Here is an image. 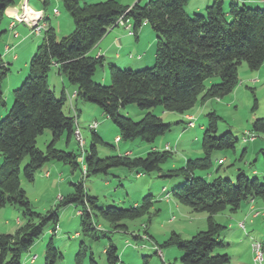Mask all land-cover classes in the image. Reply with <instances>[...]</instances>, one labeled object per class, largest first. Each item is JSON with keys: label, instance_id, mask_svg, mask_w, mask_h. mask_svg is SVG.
<instances>
[{"label": "trees", "instance_id": "trees-1", "mask_svg": "<svg viewBox=\"0 0 264 264\" xmlns=\"http://www.w3.org/2000/svg\"><path fill=\"white\" fill-rule=\"evenodd\" d=\"M18 1L21 0H0V25L6 9ZM62 1L73 18L74 30L59 38L54 26L47 22L42 43L30 60V72L22 85L13 91V105L0 122V154L3 156L0 209L7 204L19 205L26 219L16 234L0 233V264H22L23 255L40 238L47 224L58 221L54 210L44 216L34 211L21 183L22 173L24 178L33 181L36 172L46 163L62 161L76 168L80 166L79 158L85 160V177L108 173L113 167L149 173L160 171L161 164L172 157L169 150L151 149L144 157L125 153L100 158L97 144L103 140L92 127L93 142L86 159L84 150L79 154L57 148L56 142L62 138L67 145L79 144L76 139L78 111L73 107L75 116L67 115L64 112L65 92L57 97L50 88L49 72L53 66H57L59 74L66 76L75 86L77 100L97 104L115 122L120 139L141 138L153 142L171 129V123L164 122L151 111L154 107L187 114L200 99H219L230 94L239 81L238 70L243 62L252 70L264 65V8L259 6L214 0L204 13L192 16L185 9L189 0H149L133 6L122 5L116 0L96 3ZM49 2L44 0L45 5ZM126 11L125 18L132 20L135 31L148 23L156 32L155 65L134 70L110 64V83H97L94 75L98 66L104 65V59L90 55V51ZM2 33L0 30V38ZM8 70L0 56V107L6 104L3 84ZM213 76H218L220 82L207 86L206 81ZM129 104H136L148 112L140 121H134L120 112ZM207 118L201 144L203 156L188 159L183 167L162 173L167 177L183 176L184 182L174 189L173 194L192 209L208 213L207 229L189 239L174 232L163 243L162 246H176L184 252L182 264H229L230 255L217 252L224 246L221 234L226 227L218 223L214 215L225 210L237 212L243 202L264 199V183L242 170L238 171L235 180L217 175L209 182L196 175V171L212 168L218 159L215 158L217 151L234 150L238 141L229 130L218 134L221 117L216 112L208 113ZM46 129L52 131V140L43 151L37 146V138ZM253 129L264 132V118L257 119ZM261 154L264 159V148ZM75 188V192L62 201L81 206L85 233L96 229L92 223L95 210L112 223H119L143 216L153 203V196L149 195L142 203L130 208H103L99 206L98 198L87 194L83 178ZM86 254V247L81 246L76 259L78 264ZM105 254L107 264L120 262L118 247L114 243L105 248ZM58 255L51 240L45 253L47 264H55ZM89 264L99 263L91 257Z\"/></svg>", "mask_w": 264, "mask_h": 264}, {"label": "rangeland", "instance_id": "rangeland-1", "mask_svg": "<svg viewBox=\"0 0 264 264\" xmlns=\"http://www.w3.org/2000/svg\"><path fill=\"white\" fill-rule=\"evenodd\" d=\"M87 1L82 0V2ZM196 1L189 0L186 6L190 7ZM118 2L120 3V1ZM226 2L230 4L231 1L226 0ZM29 3L31 7L46 9L59 38L74 30V27L70 29V25H74L73 18L66 10L62 0H50L47 5L44 4V0H30ZM212 3L213 1L209 5ZM20 4L21 2L17 3V6ZM54 8L59 9L58 15L53 13ZM195 14L199 13L190 15L194 16ZM11 21L13 18L5 15L0 25V30L3 32L0 38V56L3 61L10 64L3 84L6 104L0 107V122L13 105V91L22 85L30 72V68L27 69L24 66L26 59L31 54H35L44 36V33L35 35L30 33L31 29H26L27 32L24 33L29 32L30 37L24 44H19L18 41L22 37L17 39L14 33L23 30L25 25L18 23L17 27L12 29L9 28ZM128 21L133 23L131 19ZM59 23H62V26ZM147 27H149L151 36L152 34L156 35L150 24ZM21 34L23 36V33ZM144 43L150 46L152 39L145 37ZM30 44L33 46L31 52L30 49H27ZM156 45L157 43L154 44V47ZM7 46H10V49H7ZM14 55H18L19 60H14ZM104 70L108 74L106 81L104 80ZM20 76H24L23 80L14 83ZM238 77L239 81L230 94L219 99L208 97L204 100L208 107L203 106V100L200 99L188 111L195 116L193 122L196 126L194 127L188 125V121L184 118L185 114L164 111L161 106L154 107L151 111L161 117L164 122L171 123V129L158 136L153 142H147L141 138L120 139L118 126L104 114L100 106L76 99L80 111L77 112V132L82 136L84 144L82 147L76 142L67 145L65 138H62L56 142L57 148L79 152V154H83L84 150L83 156L86 159L93 142L94 131L91 127L94 122H97L98 126L95 132L103 140L97 144L100 158L123 155L127 151H131L132 157H144L154 147H157L155 150L158 151L169 150L172 152V157L161 164L160 171L149 173L127 167H113L108 173L85 177L83 170L85 160L83 162L82 158L78 159L80 166L76 168H73L70 163L62 161L48 162L36 172L33 181L24 178L22 173L21 183L34 211L43 216L51 210L58 214L57 223L49 222L40 238L23 255L22 264H47L45 253L51 240L60 254L55 264H78L76 259L81 246L86 247L87 254L80 264H89L91 257L99 264H107L104 249L111 242L118 247L120 257L118 264H164L162 252L172 263L182 264L181 259L184 252L176 246H162L163 243L174 232L180 234L184 239H189L195 233L207 229L208 213L192 209L189 205L180 202L173 194L174 189L184 182L183 176L167 177L162 176V173L183 167L188 159L203 156L201 144L205 129H201V125L207 126L208 113L216 112L221 117L218 121V134L229 130L238 138V141L234 150L216 152L215 158L219 157L220 159V156H227V161L219 162L216 159L210 170L196 171V175L204 177L209 182L217 175L235 180L238 171L242 170L248 176L258 177L264 183V159L261 154V149L264 148V132H257L253 129L254 122L264 118V66L252 70L243 62L239 67ZM94 80L100 84H109V65L98 66ZM219 82L220 78L213 76L206 81V85L210 86ZM49 85L57 97H60L63 91L65 92L67 101L64 112L67 115L75 116L72 111L75 86L66 76L59 74L55 66L49 72ZM120 112L134 121H140L148 111L140 109L136 104H129L121 108ZM252 135L255 136L254 139H250ZM76 139L78 140L77 135ZM51 140L52 131L46 129L37 138L38 148L45 151ZM2 162L3 156L0 154V165ZM26 162L27 160L23 162L22 168ZM82 178L87 194L98 198L100 207L130 208L135 204L142 203L143 199L149 195L153 196L151 198L152 206L143 216L136 219H124L119 223H112L95 210L92 223L96 229L85 233L82 225L81 206L76 203L64 204L62 201L64 197L75 192V185ZM256 200L255 205L258 210L264 212V199L256 198ZM247 205L248 202H243L241 209L237 212L225 210L214 215V219L226 227L221 234L224 246L217 252L230 255L229 264H238L239 262L248 264L250 249L245 245L244 240H248L250 243L256 240L264 241V213L253 221L251 218L246 220L244 218L248 213ZM240 220H246L247 230L240 229ZM25 221L23 210L19 205L7 204L0 209V233L16 234ZM55 229L56 232H54ZM148 235L150 238H147ZM178 254L179 257L175 260ZM35 255H37L36 259L31 262Z\"/></svg>", "mask_w": 264, "mask_h": 264}, {"label": "crops", "instance_id": "crops-1", "mask_svg": "<svg viewBox=\"0 0 264 264\" xmlns=\"http://www.w3.org/2000/svg\"><path fill=\"white\" fill-rule=\"evenodd\" d=\"M22 1V0H21ZM100 1H104V0H88V3H96V2H100ZM120 1V3L122 5H127V6H133L135 3L140 2V3H145L148 2L149 0H118ZM212 1L214 0H197L195 2V4H193L190 7H185L186 12L188 14H192V13H203L205 11V7H207ZM226 1V0H225ZM238 2L240 4H247L249 6L252 7H264V0H230ZM30 2V1H29ZM33 10L34 7H31ZM37 9H42V8H37ZM58 10V13H55L54 11ZM44 14H46V19L47 22L49 24L52 25L51 19H50V15L47 13L46 9H43ZM18 11L16 10V13ZM11 13V11H10ZM53 13L55 15L59 14V9L54 8ZM12 15V13H11ZM12 18V17H11ZM18 23H22V22H16L14 24L13 27H11L12 21L9 23V28L15 29L18 25ZM24 24V29L20 32H15L14 36L15 38H20L22 37V39L20 41H18L19 44H24L25 42H27V40L29 39V34L32 33V31H30V33H24L27 32L26 29H31L27 24ZM133 24V23H131ZM60 26H62V23H59ZM149 24L148 23H144L142 25V27L137 30L134 34L130 33V30L125 27V26H120V25H115L113 27H111L107 33L100 39V41L96 44V46L90 51V55L93 56H102L104 59V65H110V64H115L121 68H131V69H143L145 67L151 66L153 64H155L156 62V46L154 47V44L157 43V34L155 32L156 35L151 36L150 31H149V27H147ZM53 26V25H52ZM74 27V25H70V29H72ZM23 33V36L22 34ZM145 37H150V40L152 39V43L150 46H148L147 44H143V40L145 39ZM154 43V44H153ZM7 49H10V46L6 47ZM27 49H30V52L33 51V46H31V44L27 47ZM7 56V55H6ZM32 54L31 56H29V58L26 59L24 66L29 69L30 68V60L32 58ZM14 60H19V56L18 55H14L13 56ZM3 65H5L6 67L9 68V63L3 61ZM264 66V65H263ZM56 70L58 72L57 66ZM10 69V68H9ZM59 73V72H58ZM24 76H20L18 78V80H16L14 83H18L19 81L21 82L23 80ZM108 79V74L107 72L104 70V80L106 81ZM74 99L72 101V105H74V107H76L77 111H79V104L76 101V98L74 96ZM202 104H204L203 106H207L208 104L205 103L204 101L202 102ZM71 105V106H72ZM189 117L193 118L194 121V114H192L191 112H188L187 114L184 115L185 120L188 121L189 123ZM196 126V125H194ZM192 126V127H194ZM206 125H201V129L204 130ZM153 149H157V147H154ZM126 154H130L131 155V151H127ZM227 156H220V159L218 157L219 162H221V160H223V162L227 161L226 160ZM257 202V200H252V201H248V205H247V210L248 213L246 214V217L244 219H249L251 218V221H253V219L258 218L261 214H263L264 212H260L257 208V206L255 205V203ZM250 204V205H249ZM246 205V204H245ZM264 216V214H263ZM246 220H243L245 222V229L247 230L246 227ZM242 220H240L239 222H241ZM240 229L242 230V228L240 227ZM148 237L150 238V236L148 235ZM254 240V239H253ZM245 243L246 246L249 247L250 249V257L248 260V264L252 263L253 260V251H252V243H250L248 240H244L243 241ZM253 242V241H252ZM230 245V243H229ZM158 247V246H157ZM105 250V249H104ZM35 257H37V255H35ZM162 257L164 259V264H174L171 262V260H168V258L165 257V254L162 252ZM179 257V254L176 255L175 260H177V258ZM235 257V256H233ZM34 262V261H31ZM240 264V262L238 263Z\"/></svg>", "mask_w": 264, "mask_h": 264}, {"label": "built area", "instance_id": "built-area-1", "mask_svg": "<svg viewBox=\"0 0 264 264\" xmlns=\"http://www.w3.org/2000/svg\"><path fill=\"white\" fill-rule=\"evenodd\" d=\"M20 2L22 3V1ZM7 9H9V7ZM34 9H35V18L33 21L25 20V12H23V15H16V12H11L12 18H13L11 27H13L16 22H22V23L27 24L31 28L32 33H34L35 35L43 34L46 31V26L42 22V9H37V8H34ZM54 12L58 13V10H55ZM126 13L127 11L121 17H119V19L116 21V25L125 26L130 30L131 34H134L136 31L133 27V24L129 23L128 19L125 18ZM74 94L75 96H77V91H75ZM77 117H78V113H77ZM188 125L191 127L194 126L193 118H189ZM97 126H98V123L94 122L93 127L97 128ZM78 131H79V127H78ZM254 138L255 136L253 135L250 136V139H254ZM79 144L82 147V139L80 135H79ZM239 226L243 229V221L239 223ZM252 251H253V260L251 264H264V241H262V244H258L257 250H252ZM35 259L36 257L34 256L31 259V261H34Z\"/></svg>", "mask_w": 264, "mask_h": 264}, {"label": "bare ground", "instance_id": "bare-ground-1", "mask_svg": "<svg viewBox=\"0 0 264 264\" xmlns=\"http://www.w3.org/2000/svg\"><path fill=\"white\" fill-rule=\"evenodd\" d=\"M29 1L30 0H22V3L20 4V6H17V4L12 5V6L9 7V10L11 12H16V10H17L18 12L16 13V15H23V12H25V20L26 21H33L34 18H35V10H33L31 8ZM42 22L45 24L46 30H47L48 24H47V21H46V18H45V14H44L43 10H42ZM189 118H192V117H189ZM92 128H95V127H93V125H92ZM76 135H77V138L79 140L80 133L77 132ZM80 137L82 139V145H83L84 144L83 138H82L81 135H80ZM243 228H245V222H243ZM258 244H262V241L261 240L254 241L252 243V250H257L258 249Z\"/></svg>", "mask_w": 264, "mask_h": 264}, {"label": "water", "instance_id": "water-1", "mask_svg": "<svg viewBox=\"0 0 264 264\" xmlns=\"http://www.w3.org/2000/svg\"><path fill=\"white\" fill-rule=\"evenodd\" d=\"M6 15H8V16H10V17H12V15H11V13H10V10H9V9H7V10H6Z\"/></svg>", "mask_w": 264, "mask_h": 264}]
</instances>
